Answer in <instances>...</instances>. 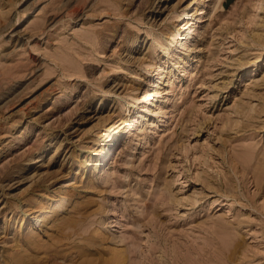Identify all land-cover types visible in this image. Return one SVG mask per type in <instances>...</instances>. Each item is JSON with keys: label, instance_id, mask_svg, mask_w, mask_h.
I'll list each match as a JSON object with an SVG mask.
<instances>
[{"label": "rangeland", "instance_id": "1", "mask_svg": "<svg viewBox=\"0 0 264 264\" xmlns=\"http://www.w3.org/2000/svg\"><path fill=\"white\" fill-rule=\"evenodd\" d=\"M115 250L264 264V0H0V264Z\"/></svg>", "mask_w": 264, "mask_h": 264}, {"label": "bare ground", "instance_id": "2", "mask_svg": "<svg viewBox=\"0 0 264 264\" xmlns=\"http://www.w3.org/2000/svg\"><path fill=\"white\" fill-rule=\"evenodd\" d=\"M153 67V65H152ZM157 69L159 66H155ZM130 120V119H129ZM122 123H125L127 124L128 123V120H126V118H122ZM118 131V127H114V126H110L108 127V129L101 135L100 138H97V144L95 145L94 149H93V153H92V156L91 158H88L87 161H86V165H91L94 161L100 159L102 157V155H104V152H106V147H107V143L111 142L112 140H114L115 136H114V133ZM98 136V135H97ZM17 138V137H16ZM20 141V140H19ZM10 144V143H9ZM12 144V143H11ZM38 148V147H37ZM37 148L35 150H37ZM42 148V147H41ZM43 149V148H42ZM2 151V150H1ZM41 151V150H40ZM36 162V161H35ZM21 164V163H20ZM93 165V164H92ZM18 167H20L18 165ZM75 182H72V183H66L65 185H63V187L61 188L60 190V194H59V197H52L50 195H46L48 196L49 199H53V202L51 203H43L42 201L40 202V205H38L37 209L35 212H37L35 215H34V218L36 222H42L44 219H45V216L47 215H51L53 212L55 211H58L60 209V206L62 203H64L66 201V198H70V197H73L76 193H72L71 190L68 188V186H71V184H74ZM37 188V187H35ZM76 189V188H75ZM74 189V190H75ZM36 190V189H35ZM53 190V189H52ZM57 190V189H56ZM76 191V190H75ZM41 192V191H40ZM43 192V191H42ZM30 194V193H29ZM79 194V193H78ZM31 195V194H30ZM27 197H29V195H27ZM31 197V196H30ZM43 197V196H42ZM32 198V197H31ZM34 198V196H33ZM35 199V198H34ZM37 199V197H36ZM41 199V198H40ZM75 199V198H74ZM26 200V198H25ZM28 200V198H27ZM47 200V199H46ZM35 201V200H34ZM75 201V200H74ZM47 202H49L47 200ZM68 202V201H66ZM76 202V201H75ZM74 203V202H73ZM71 203V204H73ZM37 205V204H36ZM69 206V205H68ZM72 206V205H71ZM62 207V206H61ZM65 207V206H63ZM70 211V210H69ZM75 211V210H74ZM60 212V211H59ZM77 212V211H76ZM63 214V213H62ZM76 214V213H75ZM63 216V215H61ZM60 216V217H61ZM59 217V216H58ZM57 219V218H56ZM103 219V218H102ZM46 220V219H45ZM52 221V220H51ZM26 222V221H25ZM103 221L102 220H99V223H102ZM54 223V222H52ZM104 223V222H103ZM23 224V223H22ZM47 224V223H46ZM107 226L104 230H106L109 226V221L106 222ZM49 225V224H48ZM61 227V226H60ZM102 227L100 228H96L95 230V238L97 240H100V242L102 243H106L108 241V236H107V233H105V231L103 229H101ZM31 230V229H30ZM34 230V229H33ZM29 231V230H28ZM30 232V231H29ZM30 235V234H29ZM33 235V234H32ZM31 236V235H30ZM27 237V236H26ZM25 238V240H27ZM35 237V236H34ZM38 237V236H37ZM30 239V237H29ZM31 240V239H30ZM37 240V239H35ZM28 242V241H27ZM106 245V244H105ZM17 246V245H16ZM19 246V245H18ZM17 255V254H16ZM14 255V256H16ZM13 256V257H14ZM21 256V255H20ZM18 257V256H17ZM24 258V257H23ZM19 259H22L21 258H18ZM13 262H14V258H13ZM12 262V264H13ZM121 262V258L119 257V254L116 253V250H115V254L114 256L112 257V259L110 260V264H119ZM17 263V261L14 262V264Z\"/></svg>", "mask_w": 264, "mask_h": 264}]
</instances>
